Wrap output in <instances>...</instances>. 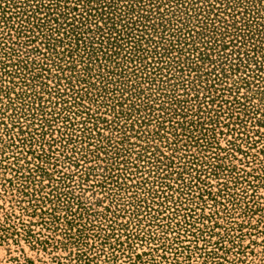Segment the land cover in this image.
<instances>
[{
    "label": "rangeland",
    "instance_id": "374dc122",
    "mask_svg": "<svg viewBox=\"0 0 264 264\" xmlns=\"http://www.w3.org/2000/svg\"><path fill=\"white\" fill-rule=\"evenodd\" d=\"M87 1L0 0V264H264V0Z\"/></svg>",
    "mask_w": 264,
    "mask_h": 264
},
{
    "label": "trees",
    "instance_id": "16d2710c",
    "mask_svg": "<svg viewBox=\"0 0 264 264\" xmlns=\"http://www.w3.org/2000/svg\"><path fill=\"white\" fill-rule=\"evenodd\" d=\"M91 2H92V0H91V1L88 0V1H87V3H88L87 5H90ZM90 6H91V5H90ZM91 7H92V6H91ZM90 9H92V8H90ZM109 23H110V21H109ZM112 23H113V21H112ZM98 29H99V31H101V28H100V27H98Z\"/></svg>",
    "mask_w": 264,
    "mask_h": 264
}]
</instances>
